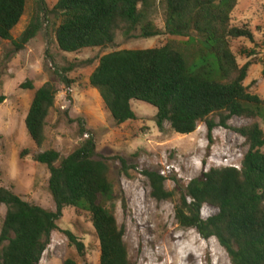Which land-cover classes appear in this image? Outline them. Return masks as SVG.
I'll use <instances>...</instances> for the list:
<instances>
[{"label":"trees","instance_id":"16d2710c","mask_svg":"<svg viewBox=\"0 0 264 264\" xmlns=\"http://www.w3.org/2000/svg\"><path fill=\"white\" fill-rule=\"evenodd\" d=\"M239 1L58 0L50 8L45 0H36L30 22L14 38L13 30L26 13L27 0H0V39L11 42L16 51L22 50L42 30L49 15L58 19L54 26L56 41L67 53L108 47L118 32L128 38L137 32L140 38L165 35L167 42L159 47L105 54L92 71L90 84L98 90L117 124L137 118L133 100L157 109L160 129L169 122L176 133L187 135L204 123L210 142L215 127L229 128L228 122L234 116L255 120L234 128L248 145L241 168L213 167L202 177L192 179L175 201V217L181 226L195 228L205 239L216 237L232 264H264V99L245 85L253 62L241 64L232 48L235 39L254 42L247 25L233 23ZM159 8L163 9V28L155 19ZM62 70L56 71L60 81L71 87L73 80L67 72L72 67ZM22 87L34 89L30 81ZM57 93L53 82L34 92L25 126L38 147L46 140L47 118ZM4 100L0 96V102ZM34 158L49 167V190L56 208L48 210L31 204L0 186V209L6 206L0 231V264H40L68 206L90 214L99 240L100 264H130L124 227L99 202L100 197L112 196L114 184L109 164L98 158L95 139L87 137L64 158L54 149ZM144 174L153 198H175L176 191L165 187L166 177L159 171L147 169ZM205 204L218 212L204 219L201 211ZM65 235L78 256L85 258L84 242L70 230ZM63 264L79 261L76 256H68Z\"/></svg>","mask_w":264,"mask_h":264},{"label":"rangeland","instance_id":"374dc122","mask_svg":"<svg viewBox=\"0 0 264 264\" xmlns=\"http://www.w3.org/2000/svg\"><path fill=\"white\" fill-rule=\"evenodd\" d=\"M45 1L52 8L58 0ZM35 9L36 0H27L26 13L13 30L14 38L25 30ZM162 16L163 9L159 8L155 19L163 28ZM57 22L55 15H49L38 35L19 51L11 42L0 39V96L5 97L0 102V186L31 204L55 210L49 190V167L37 162L34 155L54 149L64 158L84 139L93 137L98 158L109 164V177L114 184L112 196L100 197L99 202L124 227L130 264H232L216 237L205 239L195 228L178 223L175 201L192 179L202 177L210 168L242 166L248 145L234 128L255 120L234 116L228 122L229 128L215 127L210 142L204 123L187 135L176 133L169 122L160 129L156 122L157 109L144 101L133 100L137 118L117 124L98 90L90 84L92 71L109 52L159 47L167 42V37L140 38L137 32L135 37L128 38L118 32L108 47L67 53L60 50L56 41ZM233 23L240 27L247 25L254 34V42L235 39L232 48L241 64L253 62L245 85L264 99V0H240L233 13ZM69 67H72L67 72L73 80L71 87L65 86L56 73ZM27 81L32 82L34 89L22 87ZM47 82L55 83L58 93L47 118L46 140L38 147L27 132L25 118L35 90ZM262 119L264 123V116ZM59 164L60 160L55 163ZM147 169L157 170L166 177L165 187L176 191L174 199L152 197L149 179L144 174ZM217 212V208L205 204L201 215L207 219ZM5 213L6 206L2 205L0 231ZM66 230L84 242L85 258H80L69 244ZM68 256H76L79 264H100V245L90 214L72 206L64 209L40 264H63Z\"/></svg>","mask_w":264,"mask_h":264},{"label":"built area","instance_id":"2783aa9c","mask_svg":"<svg viewBox=\"0 0 264 264\" xmlns=\"http://www.w3.org/2000/svg\"><path fill=\"white\" fill-rule=\"evenodd\" d=\"M224 162H228V159H225ZM226 165H228V164H226ZM228 166H229V167H235V168H238V169L241 168L239 165H235V164H230V165H228Z\"/></svg>","mask_w":264,"mask_h":264}]
</instances>
